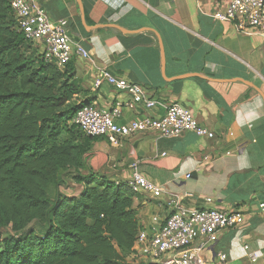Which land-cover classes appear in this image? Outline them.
<instances>
[{
	"label": "crops",
	"instance_id": "0c3cea01",
	"mask_svg": "<svg viewBox=\"0 0 264 264\" xmlns=\"http://www.w3.org/2000/svg\"><path fill=\"white\" fill-rule=\"evenodd\" d=\"M35 1L54 21H66L73 41L91 54L74 60L84 100L105 110L121 103L116 121L123 124L160 117L178 102L209 130L202 137L148 130L117 144L105 137L91 141L86 160L94 171L115 183H128L138 171L162 186L160 196L135 193L140 230L154 234L174 211L173 199L189 210L242 209L243 226L198 236L196 243L210 264L219 252L228 255L226 264H264V214L258 206L264 200V36L214 18L224 0H82L87 26L79 0ZM111 23L130 32L106 26ZM103 69L140 84L158 104L133 102L102 81ZM245 245L259 254L257 261L249 259Z\"/></svg>",
	"mask_w": 264,
	"mask_h": 264
},
{
	"label": "trees",
	"instance_id": "16d2710c",
	"mask_svg": "<svg viewBox=\"0 0 264 264\" xmlns=\"http://www.w3.org/2000/svg\"><path fill=\"white\" fill-rule=\"evenodd\" d=\"M10 2L0 0V232L11 228L0 264H145L133 258L135 193L87 162L100 137L68 125L86 92L74 60H45Z\"/></svg>",
	"mask_w": 264,
	"mask_h": 264
},
{
	"label": "built area",
	"instance_id": "2783aa9c",
	"mask_svg": "<svg viewBox=\"0 0 264 264\" xmlns=\"http://www.w3.org/2000/svg\"><path fill=\"white\" fill-rule=\"evenodd\" d=\"M225 6L214 13L218 20L232 21L241 32L256 30L264 36V0H224ZM11 8L17 20V28L34 42L39 53L47 61L64 68L76 57L90 59V52L80 43L73 41L66 26V21H54L43 5L35 0H11ZM102 81L114 85L119 91L126 92L133 102L155 107L158 102L147 97L145 90L138 83L119 79L102 70ZM121 103L112 109H101L95 104L84 103L72 118L86 135L105 137L117 144L124 137L153 130L163 137L180 136L192 132L197 136L209 135L193 112L185 106L174 102L166 107L160 117L144 116L129 123H118L116 116ZM205 159H208L206 156ZM188 173L186 177H190ZM134 193L148 191L156 196L164 193L162 186L147 179L135 171L128 182ZM175 209L154 234L146 230L138 232L133 256L155 262V264H210L203 256V246L196 243L198 236H217L224 230L240 228L247 222V215L242 209L219 210L216 208H184L179 200H172ZM260 211L264 214V200H260ZM252 262L259 254L249 251L244 246ZM228 255L217 254L215 264H226Z\"/></svg>",
	"mask_w": 264,
	"mask_h": 264
},
{
	"label": "rangeland",
	"instance_id": "374dc122",
	"mask_svg": "<svg viewBox=\"0 0 264 264\" xmlns=\"http://www.w3.org/2000/svg\"><path fill=\"white\" fill-rule=\"evenodd\" d=\"M75 72H76V78L79 80V77H78V75H77V71H76V65H75ZM86 94V92L84 93V94H81L79 97H77V99L75 100V102L76 103H78V104H82V103H85L86 101H84V99H83V96ZM78 98L80 99V100H78ZM82 100V101H81ZM68 125H72V120L70 121H68ZM75 129V131H72V132H70V134H66L65 136H64V138H68V137H70V136H72V137H76V136H78V132H77V128H74ZM10 232H11V228L10 227H6V228H4V229H2V231L0 232V239H2V238H5V237H7L9 234H10Z\"/></svg>",
	"mask_w": 264,
	"mask_h": 264
},
{
	"label": "water",
	"instance_id": "95a60500",
	"mask_svg": "<svg viewBox=\"0 0 264 264\" xmlns=\"http://www.w3.org/2000/svg\"><path fill=\"white\" fill-rule=\"evenodd\" d=\"M79 4H80V9H81L82 20H83L85 26H87L86 22H85V11H84V6H83V3H82V0H79ZM106 26L111 27V28H115V29L121 31L122 33L130 32L129 30H127L126 28L122 27L119 24L111 23V24H107ZM260 93L264 96V94H263V92H261V90H260Z\"/></svg>",
	"mask_w": 264,
	"mask_h": 264
}]
</instances>
